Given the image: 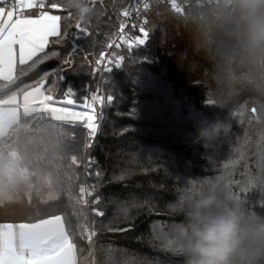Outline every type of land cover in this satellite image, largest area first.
I'll list each match as a JSON object with an SVG mask.
<instances>
[{"label":"trees","instance_id":"trees-1","mask_svg":"<svg viewBox=\"0 0 264 264\" xmlns=\"http://www.w3.org/2000/svg\"><path fill=\"white\" fill-rule=\"evenodd\" d=\"M133 1L86 0L91 11L81 20L63 6L65 0H46L62 5L55 10L66 35L46 49L58 55L25 65L14 84L0 83L4 96L44 81V90L51 88L55 99L71 91L78 104L104 92L94 139L79 124L30 120L26 135L34 157L42 159L53 180L59 170L63 181L58 199L44 203L33 195L29 202L21 195L0 204V223L62 215L77 244V264H185V217L170 205L181 203L193 185L219 181L246 212L264 217V96L246 84L243 69L226 62L225 37L202 29L207 0H185L190 5L182 15L165 1H153L132 31L143 38L139 22L145 18V43L132 48L121 43V66L101 76L97 61ZM78 21L86 33L77 28ZM216 124L230 125L227 137L207 143L196 139L198 128ZM72 156L77 163L69 168ZM85 179L88 186L99 184L85 198L87 205L76 202ZM97 195L101 203L93 205ZM93 207L105 215L96 216ZM87 217L96 231L92 249L80 236Z\"/></svg>","mask_w":264,"mask_h":264},{"label":"snow or ice","instance_id":"snow-or-ice-1","mask_svg":"<svg viewBox=\"0 0 264 264\" xmlns=\"http://www.w3.org/2000/svg\"><path fill=\"white\" fill-rule=\"evenodd\" d=\"M209 2L210 0H207V3ZM61 6L56 2L46 3V0H12L11 4L0 0V81L7 82L4 87L14 84L19 76L25 74V65L31 67L41 59L58 55L56 52L49 53L46 49L50 43L60 44L66 32L61 31V16L51 14L46 8L57 9ZM63 6L67 8L66 5ZM144 7L147 8L148 5L145 4ZM173 8L176 12L182 11L175 2ZM31 10H36V13L32 14ZM89 10L91 11L89 7L85 9ZM123 15L129 16L130 13L125 10ZM80 19H84L83 14ZM144 24H147V20ZM76 26L80 28L79 21ZM125 27L124 24L120 25L119 41L127 44L128 48H132L133 44L145 43L149 33L143 25L140 27L143 38L138 36L134 41L123 35ZM80 31L86 33V29L80 28ZM113 46L120 47L121 44L114 41L109 47ZM122 61L123 57L116 59L114 66H121ZM97 63L100 64L101 61L98 60ZM112 65L113 60L108 59L104 71L109 73ZM42 89L44 81L31 90L19 89L6 98H0V203L18 197L21 191L28 195L29 202L33 191L41 196L47 189L48 198L53 200L58 199L57 192L64 191L59 170L53 180V173L42 167V159L33 155L30 148L32 140L26 135L30 130V120L40 118L49 123L58 122L60 125L73 127L79 124L88 130V137L93 139L98 132L102 115L97 112L95 105L99 103L102 106L104 97L94 93L91 101L83 97L82 103L78 104L71 91L64 93L63 100H57L52 95L51 88ZM45 91L48 92L47 95ZM21 94L22 100L19 98ZM112 100L113 96L109 95L107 101L111 103ZM252 111L255 112L256 109L253 108ZM90 146L86 144V147ZM76 163L77 157L72 156L69 168ZM91 163L92 161H89V165ZM100 175L101 173H96L97 178ZM68 179L71 180V177ZM98 187V183L81 186L76 202L87 205L89 202L85 197H91ZM201 187L193 185L189 190L190 194ZM67 191L71 198L70 188ZM234 199L238 200V197ZM91 203L100 204V197L97 195ZM123 210L126 212V209ZM92 212L100 217L105 215L103 210L95 207ZM249 214L256 215L254 212ZM35 215L42 216L39 211ZM46 215L47 218H38L36 222L0 223V264H77V244L72 238L73 234L66 227L65 218L59 214ZM79 227L81 239L88 241L90 249L94 248V226L84 224ZM171 243L168 241V244Z\"/></svg>","mask_w":264,"mask_h":264},{"label":"clouds","instance_id":"clouds-1","mask_svg":"<svg viewBox=\"0 0 264 264\" xmlns=\"http://www.w3.org/2000/svg\"><path fill=\"white\" fill-rule=\"evenodd\" d=\"M65 5L85 17L90 13L86 0ZM201 27L225 37L226 62L243 69L246 84L264 96V0H210ZM229 132V124L201 127L196 139L207 143ZM170 210L185 217V264H264V217L246 212L219 181L207 182Z\"/></svg>","mask_w":264,"mask_h":264},{"label":"built area","instance_id":"built-area-1","mask_svg":"<svg viewBox=\"0 0 264 264\" xmlns=\"http://www.w3.org/2000/svg\"><path fill=\"white\" fill-rule=\"evenodd\" d=\"M153 1H155V0H134L133 4H132V7L130 6L129 8L125 9V10H127L130 13V15L129 16H124L123 15L125 17V21L122 22L121 24L126 25V27L124 29V32H123V35L126 36L129 40H131V41L135 40V37L132 35V31L137 29V27H138V22L137 21H138L139 17L141 16L142 13H144V11L150 6V4ZM161 1H165L169 6H171L172 10L178 15L184 14L186 9H187V7L190 5V2L185 1V0H161ZM173 2H175V4H177L181 8V10H182L181 12H176L175 11V9L173 8ZM11 3H12V0L10 1V4ZM145 4L148 5L147 8L144 7ZM32 11L36 12V10H31V12ZM144 21H145V18H144V20L142 22H139V25L140 26L141 25L144 26ZM120 25L118 26L116 35L111 40H109L106 43V45H105V47H104V49L102 51L101 57L99 59L101 61V63L98 65V67H99L100 74H101L102 77L106 73L104 71V66L107 64V60L108 59H112L113 60V65H112L113 68H112V70L116 68L114 65H115V60L117 59V50L120 47H115V46L109 47V45L113 44L114 41L116 43H120V44L122 43L121 41L118 40V37L121 35V33H120ZM99 96H102L105 99L103 90L99 93ZM104 103H105V100H104ZM98 105L103 110L104 104L101 106L98 103ZM99 126H100V122H99ZM83 186L86 187V185H83ZM87 221H88L87 224L91 226V222H90V218L89 217H87Z\"/></svg>","mask_w":264,"mask_h":264},{"label":"rangeland","instance_id":"rangeland-1","mask_svg":"<svg viewBox=\"0 0 264 264\" xmlns=\"http://www.w3.org/2000/svg\"><path fill=\"white\" fill-rule=\"evenodd\" d=\"M46 10H47V11H50V13L53 14V15H59L57 12H55V9L47 8ZM43 90H44V89H43ZM55 106H58V105H55ZM95 106H96V110H97V112L100 113V114L102 115V117H103V113H102L103 110H102V108H100V107L98 106V103H97ZM101 121H102V119L99 120V122H101ZM97 133H98V132H97ZM97 133H96V134H97ZM92 144H93V143H91V146H92ZM84 185H87V186H88V184H87V179H85ZM21 195H25V196L28 198V195H26L23 191H21V192L19 193L18 197L21 196ZM33 195H36L37 197H42L43 201H50V200H51V199L48 198V191H47V189H45V190L43 191V194H42L41 196H38L34 191L32 192L31 197H32ZM16 198H17V197H14L12 200H15ZM8 201H11V200H8ZM5 202H6V201H5ZM3 203H4V202H3ZM0 204H2V203H0Z\"/></svg>","mask_w":264,"mask_h":264},{"label":"crops","instance_id":"crops-1","mask_svg":"<svg viewBox=\"0 0 264 264\" xmlns=\"http://www.w3.org/2000/svg\"><path fill=\"white\" fill-rule=\"evenodd\" d=\"M10 1L11 0H6V2H7V4H10ZM55 12H56V10H55ZM32 14H35L34 12H32ZM61 22V21H60ZM1 82H3V81H0V83ZM4 82H6V81H4ZM31 90V89H30ZM43 90V89H42ZM8 95H10V94H8ZM46 95V94H45ZM6 96L7 95H4V96H1L0 95V98H6ZM19 98L22 100V94L19 96ZM12 201V200H11ZM6 202H9V201H6ZM6 202H4V203H6ZM33 222H36V221H33ZM2 223H12V222H2ZM19 223H28V222H19ZM18 224V223H17Z\"/></svg>","mask_w":264,"mask_h":264}]
</instances>
